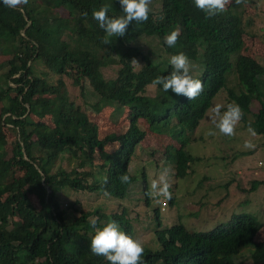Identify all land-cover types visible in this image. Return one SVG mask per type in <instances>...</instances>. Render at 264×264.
<instances>
[{"label": "trees", "instance_id": "1", "mask_svg": "<svg viewBox=\"0 0 264 264\" xmlns=\"http://www.w3.org/2000/svg\"><path fill=\"white\" fill-rule=\"evenodd\" d=\"M156 2L158 11H151L147 22H132L123 37H108L92 18L106 4L110 16L123 15L118 0H28L22 10L0 3V56L8 57V71L0 79V264H109L91 253L92 221L97 228L117 221L133 237L130 222L125 213L110 214L99 202L89 209L77 207L73 196L89 192L99 197L105 190L117 200L127 196L135 181L127 171L129 158L144 136L136 127L139 118L156 126L174 122L180 148L173 163L176 176L185 178L195 161L186 151L185 133L198 127L231 72L238 90H227V96L243 109L240 124L264 137V66L240 55L243 22L236 1L209 19L193 0H152V6ZM177 26L183 37L169 48L164 38ZM179 52L193 62L192 75L204 85L194 100L151 86L157 76L172 71L169 60ZM36 66L58 76L56 85L36 76ZM108 67L116 68L115 77L105 81L101 70ZM64 76L82 92L89 85L99 96L92 104L98 110L128 107L129 131L99 139L96 125L70 101ZM254 101L259 105L255 113ZM48 117L51 125L43 121ZM2 125L14 128L19 139L10 141ZM114 142L120 147L107 153L105 146ZM96 152L100 165L93 163ZM58 160L73 162L75 175L54 171ZM122 174L131 176L130 184L120 182ZM99 177H106L107 184L102 186ZM261 184L253 181L251 191ZM240 214L197 232L181 224L161 229L158 219V247L145 246L144 264H264L260 225L248 213Z\"/></svg>", "mask_w": 264, "mask_h": 264}, {"label": "rangeland", "instance_id": "2", "mask_svg": "<svg viewBox=\"0 0 264 264\" xmlns=\"http://www.w3.org/2000/svg\"><path fill=\"white\" fill-rule=\"evenodd\" d=\"M234 1L236 0H231L230 3ZM238 5V12L243 22L244 42L240 55L264 66V0H242ZM150 8L151 11L157 12L158 2L155 6L151 4ZM180 37H183L182 31ZM7 59L8 57L0 56V79H3V75L8 71ZM36 71V76L42 77L48 84L56 85L58 76L40 66H36ZM115 72V67L101 70L105 81L113 80ZM63 80L70 101L79 106L88 120L96 125L99 139L107 135L118 137L128 131L130 110L122 107L119 111L114 105L98 110L92 104L99 99V96L89 85H85V92H82L68 76H64ZM236 82V75L231 72L226 88L212 101V107L205 118L196 129L185 133L186 151L195 159L190 163L186 178L177 179L173 169L174 151L180 147L179 139H176L178 133L175 132L174 122L157 127L145 119H139L137 127L145 135L136 142L133 156L128 164L129 173L138 179L130 187L127 196L117 200L104 195L96 197L89 192H79L73 196V199L80 202L77 207L89 209L99 202L101 203L99 205L105 207L110 214L125 213L134 231L133 238L140 239L144 246L154 250L158 247L154 236V231L159 229L158 219L160 220L158 226L162 229L182 224L187 231L193 232L211 230L216 227L215 225L229 221L233 215L248 213L260 225L257 240L262 242L264 184L259 185L253 192L251 183L264 182V137L250 136L240 123L237 125L236 134L226 137L220 134L212 123L213 108L218 105L225 107L228 100L227 90H238ZM10 86H14L13 83ZM152 91L153 89H148L147 93ZM258 108L259 105L254 101L251 104L252 111L255 113ZM246 120L250 121L249 118ZM43 121L51 125L49 117ZM2 128L10 141L19 139L17 131L11 126L2 125ZM158 128L159 132L156 131ZM209 130L215 131V135H209ZM245 141H250L254 147L245 148ZM11 145L5 147L6 158L11 155ZM118 148L119 144L110 143L104 149L107 153H112ZM93 163L96 165L102 163L97 152L94 154ZM60 168L70 176L75 175L73 173L75 165L66 160L55 162L54 171ZM164 169H168L171 176L172 204L169 199L162 197L156 199L151 195V184ZM86 170L89 169L77 171ZM88 181L91 183L93 179L90 178ZM87 197L90 201L86 200ZM243 264H251V262Z\"/></svg>", "mask_w": 264, "mask_h": 264}, {"label": "clouds", "instance_id": "3", "mask_svg": "<svg viewBox=\"0 0 264 264\" xmlns=\"http://www.w3.org/2000/svg\"><path fill=\"white\" fill-rule=\"evenodd\" d=\"M118 2L122 8L123 15L110 16L109 11L111 7L107 4L101 6L98 10L92 12V18L97 22L99 28L103 30L108 37H123L128 29V26L132 22L139 24L147 22L149 19V14L151 12L150 5L152 3V0H118ZM230 2L231 0H193L195 7L201 12L205 13L206 19L212 18L224 12L226 6ZM241 2L242 0H236L237 4ZM0 3H3L5 7L17 9L21 8L22 5H27L28 0H0ZM82 15L87 18L88 14L82 13ZM180 35L181 29L177 26L174 30H172L169 34L165 36L164 43L169 48H173L176 46ZM104 43L108 44L110 43V41L105 40ZM132 62L139 65L138 62L135 60H133ZM169 64L171 65L172 71L169 72L167 75L157 76L151 82V86L153 88L158 87L164 93H168L169 91H171L176 96H183L187 100L196 99L203 92L204 85L200 79L194 78L192 75V72L196 67L193 62L185 53L179 52L171 56ZM117 105L118 104H116V106ZM123 107L128 109V107ZM223 107V105H218L213 108L212 123L214 124L215 129H217L220 134L226 137H232L236 134L237 125L243 119L244 112L239 104L232 102L229 99L226 101L225 107ZM221 108L223 109L221 110ZM120 110H122V107ZM131 114L132 112L130 113V116ZM247 131L252 137H255L257 135L256 130L251 125L248 127ZM208 134L215 135V131L209 130ZM176 139H179V137L176 136ZM114 143L119 144L118 142ZM244 147L252 148L254 147V145L250 141H245ZM178 149L174 151V154L178 151ZM132 156L133 152L130 155L129 162ZM70 164L74 163L70 162ZM173 169L175 170V168ZM77 170L78 169H76V171ZM132 177H134L135 181H137L138 177ZM175 177H177L176 173ZM98 179H100L102 186L107 184L106 177H99ZM177 179L180 178L177 177ZM119 180L123 184H130L131 176L128 174H122L119 177ZM171 187L172 185L170 172L168 169H164L159 173L157 179L153 180L151 184V195L153 198L156 199L162 197L164 199H169L170 201V199L172 198ZM103 195L109 197L111 193L105 190L103 192ZM162 204L165 205V203ZM92 226L95 228V234L92 237L90 244V250L93 255L104 257L109 262V264H144V244L140 239H134L132 236L122 231L117 221H109L105 223L102 227L97 228L96 220L93 219ZM175 226L177 225H174V227Z\"/></svg>", "mask_w": 264, "mask_h": 264}]
</instances>
